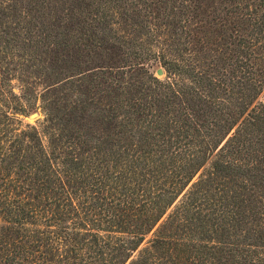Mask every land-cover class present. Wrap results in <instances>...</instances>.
I'll return each instance as SVG.
<instances>
[{"label":"trees","instance_id":"1","mask_svg":"<svg viewBox=\"0 0 264 264\" xmlns=\"http://www.w3.org/2000/svg\"><path fill=\"white\" fill-rule=\"evenodd\" d=\"M0 264H264V0H0Z\"/></svg>","mask_w":264,"mask_h":264},{"label":"rangeland","instance_id":"2","mask_svg":"<svg viewBox=\"0 0 264 264\" xmlns=\"http://www.w3.org/2000/svg\"><path fill=\"white\" fill-rule=\"evenodd\" d=\"M19 51V50H18ZM4 62H6L8 68L11 70V72H13L14 74H19L21 76V74H28L27 71H25L23 69V66L21 65V59H18V58H8L6 59ZM162 68V67H161ZM163 70V69H162ZM32 74V73H31ZM155 74L156 73V70H155ZM164 75V72H162L161 75L159 76H162ZM25 76V75H24ZM13 84H14V90L16 92H19L21 90V81L17 80L16 78H14L12 80ZM38 112V111H37ZM31 114V113H30ZM30 114L25 118V120H28L30 122H33L34 119L36 117H30Z\"/></svg>","mask_w":264,"mask_h":264},{"label":"water","instance_id":"3","mask_svg":"<svg viewBox=\"0 0 264 264\" xmlns=\"http://www.w3.org/2000/svg\"><path fill=\"white\" fill-rule=\"evenodd\" d=\"M162 72H163V70H162L161 67L157 68V70H156L157 75H161ZM37 116H38V112L37 111H33L30 114V117H37Z\"/></svg>","mask_w":264,"mask_h":264}]
</instances>
